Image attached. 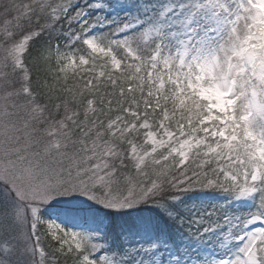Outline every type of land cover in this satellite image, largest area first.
Wrapping results in <instances>:
<instances>
[{"label": "snow or ice", "instance_id": "snow-or-ice-1", "mask_svg": "<svg viewBox=\"0 0 264 264\" xmlns=\"http://www.w3.org/2000/svg\"><path fill=\"white\" fill-rule=\"evenodd\" d=\"M0 264H264V0H0Z\"/></svg>", "mask_w": 264, "mask_h": 264}]
</instances>
